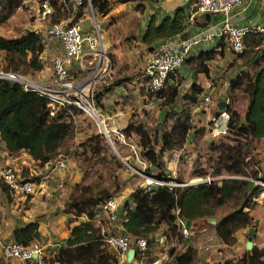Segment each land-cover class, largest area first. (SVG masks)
<instances>
[{"label": "trees", "instance_id": "obj_1", "mask_svg": "<svg viewBox=\"0 0 264 264\" xmlns=\"http://www.w3.org/2000/svg\"><path fill=\"white\" fill-rule=\"evenodd\" d=\"M49 1L51 5L56 3ZM89 1L96 13L104 14L110 6L108 0ZM85 2L86 0H83V6ZM22 4L23 0H0V20L8 17ZM68 4L71 6V1ZM56 7L60 9L61 3L58 2ZM80 14V8H77L73 17L74 21ZM180 19L178 11H175L172 16H164L156 23L150 19L142 30L141 40L144 43H150L156 38L166 39L181 32L183 25ZM0 50L10 53L8 59H12L11 54L28 55V64L33 69L41 68L40 52L43 50V43L38 32L33 29L25 28L12 36L0 35ZM0 67H2L1 64ZM172 74L167 75L160 89L152 92L154 98L160 100L163 105L159 121L163 123L165 118L170 115L172 117L169 127L160 130L155 140L140 121L128 120L121 129L123 136L134 133L138 137L136 142L139 148L138 153L152 167L147 166L146 172L150 173L152 169H156L153 176L161 180L169 178L162 168L161 155L165 150L180 148L187 139L188 131L192 127L189 122V103L196 99L195 93L200 90L198 86L190 83L188 87L190 90L180 93L177 84L168 83ZM230 87H240L241 92L245 94L246 102L242 116H239L228 104L223 106L229 112L227 121L229 133L234 134L235 137H242L244 140L264 137V49L257 47L251 69L237 76ZM101 93H97L94 98H99ZM59 110L50 112L44 96L32 90H24L17 82L0 79V141L10 153L18 150L26 151L33 159L35 169L57 155L58 146L70 131L69 123ZM192 132L196 134L198 129L195 128ZM241 148L242 144L239 142L232 144L221 141L216 146L219 156L214 162L215 166L211 173L213 176L209 181L196 184L134 186L128 193V197L119 205L121 212L123 211L120 220L122 233L133 237L143 236L148 246L158 226L164 224L165 230L162 232L164 237L173 239L176 234L181 237L175 224V208L178 209L177 215L187 225L189 221L197 218L213 216L216 206L231 200L230 209L215 219L213 229L221 242L232 243L235 231L249 226L252 222L251 215L244 208L260 191V186L254 179L258 178V173L264 175V168L260 172L258 167L250 172L247 171ZM221 171L241 174L247 179L226 177L215 179ZM195 173L202 175L205 171ZM173 180L179 183L182 181L180 178ZM6 191L8 194L7 188ZM102 199H104L102 195H86L81 198L80 204H75L77 207L75 212L77 215L81 213L84 219L69 226L68 235L63 244L56 248L52 258L45 259L43 256L44 264L52 261H57L58 264L118 263L116 254L111 252L103 241L104 233L100 226L92 221L91 208ZM38 237L35 219L24 222L12 233V239L21 244H27L33 239L37 240ZM166 253L171 256L167 264H195V249L189 245L181 251H174V246H171ZM221 264H264V261L256 257L249 263L244 257H239L225 258Z\"/></svg>", "mask_w": 264, "mask_h": 264}, {"label": "crops", "instance_id": "obj_2", "mask_svg": "<svg viewBox=\"0 0 264 264\" xmlns=\"http://www.w3.org/2000/svg\"><path fill=\"white\" fill-rule=\"evenodd\" d=\"M108 1L110 2V6L104 14L96 13L93 11V8L89 9L86 6L74 7L71 5L72 9L70 10V15L71 11L73 13L74 9L80 8L81 14L77 21L83 30H89L96 24L100 39L121 36L126 37V33L129 32L134 34L138 33L141 37L142 30L150 19L156 23L166 15L172 16L175 11H178L181 16L180 21L183 25V29L181 32H177L166 39L179 40L183 37L211 32V39L198 42L191 46L183 62L175 69L168 80L169 84H177L180 93L186 90L189 91L190 88L188 89V87L190 83L200 88V90L195 93L196 99L189 103L190 122L191 125L203 126L205 132L208 133L206 124L202 122L209 121L212 115L224 108L223 106L225 104L234 103L236 97L243 94L239 92L238 87L231 88L230 84L237 76L251 69L254 53L259 46V35L252 31L246 32L243 36V52L235 54L218 35L221 15L218 13H197L194 8L193 0ZM23 3H25V0H23ZM85 8L89 10L90 23L87 20ZM95 13L99 15L98 21L95 20ZM12 16L13 14L11 17ZM230 21L233 25L237 26L264 24V0H241V3L232 10ZM42 23L43 20L35 19L33 23L25 27L37 31V28L39 29ZM99 24H101V27H99ZM161 38L162 37L154 39L150 42L151 45L155 46L159 40H162ZM50 44L55 45L54 50H52L53 53L60 50L56 40L51 39ZM44 45L43 43V49L45 48ZM47 50L49 51V46ZM52 52L49 53L52 55ZM83 57L84 56H81L77 60H74L72 64H76L79 68L82 67L81 60ZM103 58H105V55ZM100 64H103V61H99L98 68L101 70L104 69V64L101 66ZM36 77L41 78L42 76L37 74ZM117 80L112 82L108 89L102 92L99 99L106 104V108L104 109L106 115L123 119L119 126L121 127L119 130L113 128L117 135L121 134L123 136L121 129L125 126L127 121L131 119L130 117L134 116V118L137 117L140 120L143 114V107L151 111V107L157 99L147 96L144 93L143 90H146L144 83L142 84V82L138 81L137 76H134V80L132 79L131 81L125 79L121 81V78ZM204 94H209L211 103L208 107L201 108L199 104ZM110 95H113L112 99H115L116 96L119 98L117 102L107 106V103L111 101L109 99ZM242 97L243 105L241 113L239 112L240 110H237L239 116L243 115L246 102V97ZM220 100H223L224 103L219 107L218 102ZM131 106H134V108L132 109ZM97 107L104 122L101 106L97 104ZM132 112H134V114L137 113L138 116H136V114L131 115ZM157 112L159 114L160 110L158 111L157 109ZM155 116L156 112L154 117ZM113 127L116 126L113 125ZM192 130L193 126L188 131L187 141L193 136ZM173 151H175V149L165 150L163 152V154L170 153V162H175L177 160V154L174 155L172 153ZM32 160L31 156L24 150H18L14 153L8 152L0 141L1 162L11 163L19 167L22 173L27 175L30 170H33L34 164ZM144 160L141 161L144 163ZM148 167L151 168L150 164ZM66 174L65 168L62 172L64 180ZM133 188L134 187L128 190L124 199L128 197V193ZM60 191H62V188L57 189L54 182L49 180L46 185L42 186L41 190H35L23 203L14 204L8 196L6 188L0 184V264H24V262L14 257H4L1 253V243L12 239L14 229L31 219L37 221V231L39 233L37 241L40 244L42 255L45 259L52 258L56 248L63 244L69 231V227H67L65 222V219L68 217V212H66V207L63 206L64 195L63 192ZM244 210L252 217L251 224L246 228L247 231L250 230L251 233L259 239L264 231V190L259 191L256 196L252 197ZM122 212L120 208L115 209V220L108 222L115 227L117 233L123 232L120 224ZM193 222H195V220L189 221L186 225L189 234L187 237H184L183 241L178 242L175 241V239H170V244L174 246V251H181L188 245L193 247L195 249V264H221L225 258L230 257L229 249L223 250L227 244L221 242L215 232L212 231L213 234L211 235L213 242L206 243V226L198 225L194 227L195 229H192L194 226ZM72 223H69V226ZM164 227V224H161L154 232L153 239L147 246L145 252V257L148 254L151 258L146 261V263L144 258L142 264H161L163 260L167 259L168 261L170 259L171 256L167 255L164 249L165 237L159 239V237L163 235L160 228L163 229ZM236 234L235 231L234 238H236ZM252 245L261 246L253 240ZM160 249L162 250L160 251ZM116 256L118 264H123V257ZM136 260L137 257L133 258L128 263L126 262V264H136ZM49 264H58V262L52 261Z\"/></svg>", "mask_w": 264, "mask_h": 264}, {"label": "rangeland", "instance_id": "obj_3", "mask_svg": "<svg viewBox=\"0 0 264 264\" xmlns=\"http://www.w3.org/2000/svg\"><path fill=\"white\" fill-rule=\"evenodd\" d=\"M51 1L56 2L55 4H52V14L43 20L39 29L37 28L41 42L45 44V48L40 52L41 68L38 70L33 69L27 62L28 55L22 56L11 54L10 56H12V59H8L10 53L7 54L0 50V64L2 67L22 72L30 77H36L37 74H40L42 80L48 77L51 57V53L49 52L54 50L55 45L50 44L51 38L43 30L48 24L57 22L65 16V11L56 7L59 0ZM66 2L71 10L72 7L68 4L70 1L66 0ZM35 3V0H25V3L19 8L14 9L8 17L0 20V34L2 36H12V34H17L25 29V26H29V24L33 23L35 20L34 15H30L29 13L34 12ZM85 6L86 4L84 7ZM75 11L76 9L73 10V13L71 11V16L69 18V21L71 22L74 21L73 17ZM85 12L89 22V10L85 8ZM12 14L13 16L11 17ZM94 15L95 20L98 21L99 15L96 13ZM79 18L80 17L77 19L79 20ZM77 19H75V21ZM99 27H101V24H99ZM126 34V37L101 38V51L105 55V58H103L104 56L102 54L100 60L103 61L105 66L104 69L101 70L98 68L99 63L96 61V56L94 57L92 54L83 55L84 57L81 60L82 67L79 68L76 64H72L69 72L73 76L74 83L77 87L85 86V90L86 88L90 89L92 94L96 96L97 93L108 89L110 84L118 78H121V81L124 79L131 81L132 79L134 80V76H137L138 81L142 82V84L144 83V78L142 76L144 61L148 52L153 48V45H151V43H144L138 33L134 34L129 32ZM48 46L49 51L47 50ZM103 64H100V66ZM238 89L239 92H241V88L238 87ZM143 91L147 96L154 98V93L147 90ZM244 95L245 94H240L236 97L234 103H228V106L235 110L238 115L242 110V96ZM112 97L113 95L109 96L111 101L107 103V106L117 102L119 98L116 96L115 99H112ZM95 99V102L101 106L104 115L103 125L109 133V139L106 137L104 129L99 127L92 118L83 114L78 109L68 106L66 108L63 107L60 110L57 109L63 114V117L70 126V131L57 148V155H61L65 158L67 166V174L62 186V191H60L63 192L64 195L63 206L66 207V212H68V217L65 219L67 227H69V222L67 220H70V223H72L84 219V216L81 213L77 215L75 212L77 209L75 204L79 203L83 196L102 195L103 198L110 197L115 202V208L118 209L130 188L136 185H141L151 178H155L153 175L155 174L156 169H152L150 173H147L146 167L149 164L141 158L138 153L139 148L136 145L138 137L134 133H130L128 136L120 138V135H117L113 128L119 130L121 128L119 126L123 119L106 115L104 112V109L106 108L105 102L100 101V99L96 97ZM162 106L161 101L157 100L151 107V111L143 107V114L140 120L137 117L134 118V116L130 117L131 119L129 120L142 122L146 130L152 136V139L155 140L157 139L160 130L168 128L172 120L170 115L165 118L163 123L159 121ZM131 108L133 109L134 106H131ZM157 109L158 111L160 110L159 114ZM237 110L240 111L238 112ZM155 112L156 116L154 117ZM135 114L138 116L137 113ZM135 114L134 112L131 113V115ZM202 123L207 126L208 121ZM113 125L116 127H113ZM192 126L193 129L197 128L198 132L196 134H193L192 132L193 136L190 137V140H185L180 148L175 149V151L172 152L174 155L177 154V160L175 162L169 161L170 153H162L161 164L169 177L167 180L180 178L182 180L180 183L182 184H196L204 180L206 176L211 178V176H213L211 174L212 169L213 166H215L214 162L217 161V157L219 156L216 146L221 141L230 142L232 144L239 142L242 144L241 152L244 157L243 160L246 162V169L248 172L255 170L256 167H258L259 172L264 168V137L260 139L244 140L242 137H235L234 134L229 133L228 127L224 133L211 136L205 132L203 126L195 124ZM141 160H144V163ZM203 170L205 171V174L202 175L205 176L195 173ZM221 177L229 179H247L241 174L236 175L225 173L223 171H221V174L216 176L215 179ZM262 177L263 175L258 173V178ZM257 184L260 186V191L264 190V186L259 183ZM101 202L102 201L91 208L93 210L92 221L100 226L105 238L109 234H116L117 231L114 226L108 223L111 220L107 218L105 211L100 207ZM70 203L74 205H69ZM231 205L232 201L228 200L224 204L216 206L213 214L214 222L219 215L228 211ZM86 208L89 209L90 207ZM214 222L208 217L197 218L195 219V222H193L194 226L192 229H195L194 227L198 225H205L207 231L206 243H211L213 242L211 235L214 232ZM246 228L247 227L245 226L237 229L236 238H234L232 243L227 244L223 250L229 249L230 257L228 258L244 257L247 262L251 263L256 257H258L264 261V231L258 239L250 230L247 231ZM160 230L163 232L165 227L163 229L160 228ZM164 239V249L166 251L172 245L170 244L169 237H165ZM173 239L181 242L184 237H180L176 234ZM247 239L256 241L261 246L251 245L250 248H245L244 242ZM103 241L106 247L117 255V251L110 247L105 240ZM161 250L162 249H160V251ZM150 258L151 256L147 254L145 257V263L150 260ZM167 263V259H165L161 264Z\"/></svg>", "mask_w": 264, "mask_h": 264}, {"label": "built area", "instance_id": "obj_4", "mask_svg": "<svg viewBox=\"0 0 264 264\" xmlns=\"http://www.w3.org/2000/svg\"><path fill=\"white\" fill-rule=\"evenodd\" d=\"M72 6H83V0H70ZM34 15L36 20H44L53 12V7L49 0H35ZM61 10L65 11L63 16L57 22L48 24L44 28L51 39L58 42L60 50L53 53L50 57V72L44 80L38 77H30L26 74L0 67V79L9 82H17L24 90H32L47 100V106L50 112L61 107L76 108L83 114L92 118L98 125V119L101 114L98 110L92 91L85 86L77 87L74 78L69 72L70 65L85 54L96 56V61H100L103 52L101 50V39L96 24L89 30H83L79 22L69 21L70 9L66 0H59ZM194 8L197 13L220 14L219 37L226 43L228 48L235 54L243 50V36L246 32L252 31L260 36L259 48L264 49V24L253 25H233L230 21V14L241 0H193ZM86 7L91 9L90 1L86 0ZM211 32H205L201 35L183 37L179 40L162 39L148 52L145 57L142 76L144 86L147 91L154 92L160 89L169 73H173L180 66L193 44L211 39ZM104 56V54H103ZM211 98L209 94L202 96L199 106L206 108L210 105ZM228 112L222 108L211 116L207 123V131L210 135L224 133L227 129ZM104 133L109 139L108 131L104 128ZM123 136L120 134V138ZM66 168L65 158L56 155L54 158L46 161L41 167L33 170L27 175L22 173L21 168L0 161V184L4 185L11 201L14 204L23 203L35 190H41L43 185L52 180L57 189H61L64 183L62 172ZM209 177L202 181H209ZM255 182L264 186V175L262 178L255 179ZM164 184L177 185L182 184L174 180L163 181L151 178L145 181V185ZM100 207L105 211L109 220L116 218L115 202L107 197L102 200ZM178 209H174L175 224L178 232L187 237L189 232L183 220L177 215ZM164 236H160L163 238ZM104 240L108 245L117 251L118 256L123 257L125 261V252L129 247L134 248V257H137L136 264H142L145 258L147 248L146 239L143 236H130L126 233L109 234ZM1 253L4 257H14L24 264H44L41 247L37 240L33 239L27 244H21L14 239L6 240L1 243Z\"/></svg>", "mask_w": 264, "mask_h": 264}, {"label": "water", "instance_id": "obj_5", "mask_svg": "<svg viewBox=\"0 0 264 264\" xmlns=\"http://www.w3.org/2000/svg\"><path fill=\"white\" fill-rule=\"evenodd\" d=\"M223 103H224V101L223 100H220L219 102H218V106L220 107V106H222L223 105ZM212 222H214V217L213 216H210V217H208ZM251 245H252V241L251 240H249V239H247V240H245V242H244V246H245V248H250L251 247ZM133 257H134V248L133 247H129L127 250H126V252H125V262H130L132 259H133Z\"/></svg>", "mask_w": 264, "mask_h": 264}, {"label": "bare ground", "instance_id": "obj_6", "mask_svg": "<svg viewBox=\"0 0 264 264\" xmlns=\"http://www.w3.org/2000/svg\"><path fill=\"white\" fill-rule=\"evenodd\" d=\"M100 53H101V50L99 51V54H100ZM97 121H98V122H97V123H98V126L101 127L102 129H104L105 126L103 125L101 119H98Z\"/></svg>", "mask_w": 264, "mask_h": 264}]
</instances>
